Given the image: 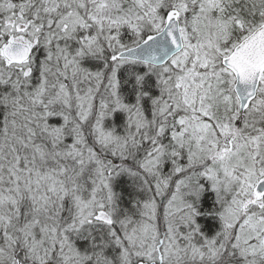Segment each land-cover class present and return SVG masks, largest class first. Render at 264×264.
Masks as SVG:
<instances>
[{"label": "snow or ice", "instance_id": "obj_1", "mask_svg": "<svg viewBox=\"0 0 264 264\" xmlns=\"http://www.w3.org/2000/svg\"><path fill=\"white\" fill-rule=\"evenodd\" d=\"M0 264H264V0H0Z\"/></svg>", "mask_w": 264, "mask_h": 264}]
</instances>
